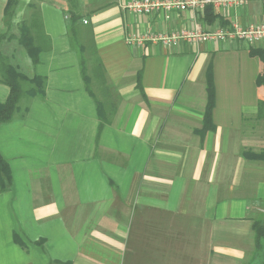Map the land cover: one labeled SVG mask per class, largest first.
<instances>
[{"label":"crops","instance_id":"obj_1","mask_svg":"<svg viewBox=\"0 0 264 264\" xmlns=\"http://www.w3.org/2000/svg\"><path fill=\"white\" fill-rule=\"evenodd\" d=\"M8 1L10 62L45 86L0 124L12 172L0 185V264H261L264 160L244 151L264 150L263 61L251 54L264 38H127L264 25V0L151 13L131 8L142 0H15L37 63L9 42ZM210 64L215 128L201 135ZM9 93L0 81V101Z\"/></svg>","mask_w":264,"mask_h":264},{"label":"trees","instance_id":"obj_2","mask_svg":"<svg viewBox=\"0 0 264 264\" xmlns=\"http://www.w3.org/2000/svg\"><path fill=\"white\" fill-rule=\"evenodd\" d=\"M15 0H9L5 8V15L11 14V9L15 5ZM216 17L213 10L208 8L206 10V20L212 22ZM73 18L77 19L76 14H73ZM5 35L0 36V41ZM18 41L22 44L27 51L29 57L34 63L38 62L39 47L35 44L34 37L27 25L21 27V32L18 37ZM252 55H258L263 61V69L257 78V84L259 86H264V51H259L256 49H251ZM83 75L87 82V88L89 92L93 95V92L89 86V77L86 70L83 67ZM207 77V104L204 116V127L199 130L201 135H204L208 130L214 129L215 125L213 123V108L215 106V86L213 79V68L210 64L206 72ZM0 81L8 85L10 88L9 96L5 101H0V124L3 122H8L12 120L17 114L22 113L21 102L24 99L29 100L31 97L38 94H42L45 86V79L41 76L28 77L25 75L17 66L3 59L0 62ZM27 85V86H26ZM139 88H141V83L139 81ZM100 106V105H99ZM259 111L260 117L264 118V98L259 101ZM102 113V110H101ZM103 122L100 123L99 130L103 126ZM244 155L249 157V159L264 160V150L261 152H254L251 150L244 151ZM12 182V172L8 162L0 154V185L1 189L5 190L9 187ZM253 229L257 241L260 242L264 240V217L257 218L253 222ZM261 264H264V251L263 260Z\"/></svg>","mask_w":264,"mask_h":264},{"label":"built area","instance_id":"obj_3","mask_svg":"<svg viewBox=\"0 0 264 264\" xmlns=\"http://www.w3.org/2000/svg\"><path fill=\"white\" fill-rule=\"evenodd\" d=\"M249 0H142L131 5V8L139 12L151 13L153 10L164 8L168 11L177 10H199L207 5H217L220 7L243 6ZM87 22V21H85ZM264 38V25H250L243 27L238 22H233L230 27L219 28L213 32H203L198 25L192 29H182L174 35H158L136 38L129 36V44H142L146 40L160 42L168 46H177L181 40L201 41L204 39L215 40H241L249 44H255Z\"/></svg>","mask_w":264,"mask_h":264},{"label":"rangeland","instance_id":"obj_4","mask_svg":"<svg viewBox=\"0 0 264 264\" xmlns=\"http://www.w3.org/2000/svg\"><path fill=\"white\" fill-rule=\"evenodd\" d=\"M15 8H16V10H15ZM12 9H13V13H12ZM12 9H11V14L8 15V16L6 15V17H5L6 18L5 19L6 23H8L10 25L9 34L14 36V38L12 37L9 42H13L15 40L16 42L19 43L18 37H19L20 32H21V27L25 24L24 23L25 22L24 19L26 17H24L22 15H19L17 13V6H15V7L13 6ZM20 45L24 48V46L22 44H20ZM12 55H14V56H16L18 58L17 53H14V51L12 50V46L8 47L7 44H5V43L3 45V41L1 40L0 41V62L3 59H5L6 61L10 62Z\"/></svg>","mask_w":264,"mask_h":264}]
</instances>
